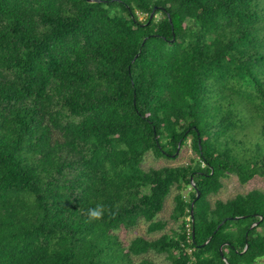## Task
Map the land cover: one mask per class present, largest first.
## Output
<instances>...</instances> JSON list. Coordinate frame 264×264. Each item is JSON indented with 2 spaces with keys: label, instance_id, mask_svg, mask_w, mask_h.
Listing matches in <instances>:
<instances>
[{
  "label": "trees",
  "instance_id": "1",
  "mask_svg": "<svg viewBox=\"0 0 264 264\" xmlns=\"http://www.w3.org/2000/svg\"><path fill=\"white\" fill-rule=\"evenodd\" d=\"M230 175L264 179V0H0V264H264V192L211 199ZM173 188L178 229L124 245Z\"/></svg>",
  "mask_w": 264,
  "mask_h": 264
},
{
  "label": "rangeland",
  "instance_id": "2",
  "mask_svg": "<svg viewBox=\"0 0 264 264\" xmlns=\"http://www.w3.org/2000/svg\"><path fill=\"white\" fill-rule=\"evenodd\" d=\"M195 156V152L191 148L190 143H188L185 147L180 149L177 158H175V156L169 158H157L153 153H148L142 164V167L145 170H148L150 168H160L163 166H179L190 162V160ZM254 189H258L264 192L263 178L256 177L246 184H241L236 175H230L223 179L222 189L217 195L211 197V199L213 201L217 199L225 201L235 197L237 194L247 193ZM190 191L191 188H187L184 190L183 193L185 195V198L188 199V194ZM177 193L178 190L176 188H173L170 196L166 200L163 211L158 215L157 219H160L167 223L166 228L162 232L149 234L147 232L148 223L144 220H141L139 224L132 229H120L119 231H117L119 240L127 246L133 239L139 236L153 239L160 236L162 233H172L173 230H177L180 222H175L172 219V213L175 206V196ZM148 257L154 260L156 264H170L164 255H156L151 253L148 255Z\"/></svg>",
  "mask_w": 264,
  "mask_h": 264
},
{
  "label": "clouds",
  "instance_id": "3",
  "mask_svg": "<svg viewBox=\"0 0 264 264\" xmlns=\"http://www.w3.org/2000/svg\"><path fill=\"white\" fill-rule=\"evenodd\" d=\"M105 212L106 210L103 205H97L95 208H90L87 212V222L92 223L103 220Z\"/></svg>",
  "mask_w": 264,
  "mask_h": 264
},
{
  "label": "water",
  "instance_id": "4",
  "mask_svg": "<svg viewBox=\"0 0 264 264\" xmlns=\"http://www.w3.org/2000/svg\"><path fill=\"white\" fill-rule=\"evenodd\" d=\"M89 1H91V2H95V0H89ZM156 11H157V7H155L154 9H153V11H152V13H151V15H150V19H149V21H151L153 18H154V16H155V13H156ZM179 151H180V146H179V148H178V151H177V153H179ZM200 196V193L198 192V194H197V198ZM194 203H195V201H193L192 202V207H191V218H192V221L194 222V209H193V207H194ZM232 219H234V220H237V219H239L238 217H236V218H232ZM224 223V222H223ZM222 223V224H223ZM258 223H255L253 226H252V228L254 227V226H256ZM221 225H219V227H220ZM218 227V228H219ZM209 242V241H208ZM208 242H206L205 244H207ZM222 248H223V246L220 248V252H221V256H222V258L226 261V258L224 257V254H223V252H222Z\"/></svg>",
  "mask_w": 264,
  "mask_h": 264
}]
</instances>
